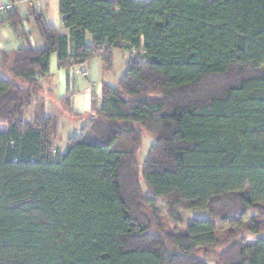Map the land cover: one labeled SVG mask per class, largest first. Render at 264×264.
Listing matches in <instances>:
<instances>
[{
	"label": "trees",
	"instance_id": "1",
	"mask_svg": "<svg viewBox=\"0 0 264 264\" xmlns=\"http://www.w3.org/2000/svg\"><path fill=\"white\" fill-rule=\"evenodd\" d=\"M59 11L69 35L42 11L0 12L21 39L0 58V264H210L200 251L264 264V0H59ZM116 50L126 70L90 113L68 110L75 92L62 98L84 120L63 151L41 84L51 57L88 78L85 64L112 71ZM203 209L186 231L166 229Z\"/></svg>",
	"mask_w": 264,
	"mask_h": 264
},
{
	"label": "crops",
	"instance_id": "2",
	"mask_svg": "<svg viewBox=\"0 0 264 264\" xmlns=\"http://www.w3.org/2000/svg\"><path fill=\"white\" fill-rule=\"evenodd\" d=\"M13 0H0V6L9 4ZM36 9L44 12L50 22L60 29L63 34L69 35L70 30L64 26L62 16L59 11V0H39L33 4L28 2H18L15 4V11L20 15H29ZM24 31L29 32L30 39L34 45L42 46L43 39L34 30L30 21H25L22 26ZM89 43L92 41L90 35L87 36ZM21 45V39L18 38L15 30L7 21L6 15L0 16V58L5 51H13ZM121 52L122 61L125 64L127 51L116 50ZM115 53V52H114ZM96 59V60H95ZM96 61V62H93ZM93 63V64H92ZM96 63V65L94 64ZM114 68L112 71L104 70L103 64L99 57H95L92 61L85 64L89 68V77L83 79L82 75H75L78 66H72L70 71L61 68L55 55L51 57L50 74L41 81L43 93L45 95V105L48 113L60 114L65 112L67 107L62 101L69 91L75 92L69 109L76 113L88 114L91 112L93 101L100 103L102 100V86L104 82L117 83L120 79L114 75L115 57L113 60ZM101 67L102 74H96L95 68ZM2 130H6L3 125Z\"/></svg>",
	"mask_w": 264,
	"mask_h": 264
},
{
	"label": "rangeland",
	"instance_id": "3",
	"mask_svg": "<svg viewBox=\"0 0 264 264\" xmlns=\"http://www.w3.org/2000/svg\"><path fill=\"white\" fill-rule=\"evenodd\" d=\"M115 69H114V75H116L117 77H121L123 75V73L126 70V66L122 61V55L121 52L119 51H115ZM96 60V59H95ZM92 61V60H91ZM96 62V61H93ZM93 64V63H92ZM96 65V63H94ZM77 68H80L77 67ZM96 74H102L101 72V67L99 68L96 67L95 69ZM75 75L80 76V74L75 73ZM83 79H85L84 77H82ZM60 117H61V139L59 140V147L64 151L66 149V142H67V138L69 135H71L74 131L78 130L82 124L84 123L83 119H77L75 117H72L64 112L60 113ZM4 127L3 125H0V130H2ZM154 141V136L151 134H144V140H143V144L141 146V149L139 151V157L141 159L144 158L145 154L147 153L149 147L151 146V144ZM148 191L147 189L145 190V194H147ZM160 208L163 209L162 214L165 215L166 213V209L165 206L161 203L160 204ZM257 213H251L250 214V218L248 219V223L252 224V218L257 217ZM182 217H183V221L182 223H180L179 225H177L174 223H170V221H167V219H165L164 224L167 230L169 231H178V232H184L186 231L187 226L194 220V219H200V218H208L210 217V213L208 210H189V211H183L182 212ZM198 255L202 258H205L206 260H208L210 262V264H216V255L217 252H213V253H208L205 254L203 251H200L198 253Z\"/></svg>",
	"mask_w": 264,
	"mask_h": 264
},
{
	"label": "built area",
	"instance_id": "4",
	"mask_svg": "<svg viewBox=\"0 0 264 264\" xmlns=\"http://www.w3.org/2000/svg\"><path fill=\"white\" fill-rule=\"evenodd\" d=\"M28 2L30 4H33L35 2H38L39 0H13L12 2H10L9 4H6L4 6H0V12L4 11L6 9H13V6L18 3V2ZM75 73H79L81 75H87L88 74V70L85 67H80L77 68V70L74 71Z\"/></svg>",
	"mask_w": 264,
	"mask_h": 264
}]
</instances>
